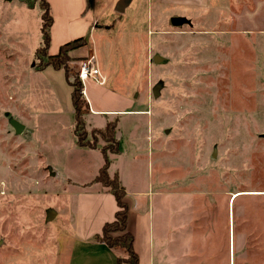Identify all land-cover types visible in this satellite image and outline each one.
Segmentation results:
<instances>
[{
	"label": "rangeland",
	"instance_id": "obj_1",
	"mask_svg": "<svg viewBox=\"0 0 264 264\" xmlns=\"http://www.w3.org/2000/svg\"><path fill=\"white\" fill-rule=\"evenodd\" d=\"M39 5L0 0V264H69L77 194L103 165L100 150L76 144L63 71H40ZM176 16L190 24L174 27ZM102 20L90 43L116 83L105 87L111 94L97 93L94 80L86 88L106 108H130L115 118L130 157L111 162L110 172L125 169L129 181L137 168L148 177L151 165L157 217L174 204L204 215L207 228L233 208L245 263L264 264V0H134ZM155 54L167 61L154 64ZM6 113L27 125L22 134ZM109 120L86 115L88 138Z\"/></svg>",
	"mask_w": 264,
	"mask_h": 264
},
{
	"label": "crops",
	"instance_id": "obj_2",
	"mask_svg": "<svg viewBox=\"0 0 264 264\" xmlns=\"http://www.w3.org/2000/svg\"><path fill=\"white\" fill-rule=\"evenodd\" d=\"M46 1L50 5L53 17L49 55H51L50 51L53 47L58 53L62 45L73 40L79 38L87 40L85 46L69 53L72 59L77 60L92 57L95 66L100 71V76L97 79H88L83 83L84 98L89 106L86 115L107 113L110 117L109 121H116L118 127L119 121L115 118L129 112L130 108L125 105L106 108V105L101 103L99 99L93 100L91 98L86 85L87 81L94 80L98 87L97 93L101 89L102 92L111 94V90L105 87L107 84L114 85L116 83V79H110L107 58L105 61L102 60L97 52L95 53L90 42L95 41L96 34L105 28L106 24L102 22V19L111 6L115 5L116 7L119 0H95L92 9H87L86 0ZM147 1L152 3V0ZM101 5L105 6L104 10H101ZM111 27L106 29L110 30ZM40 71L55 73L63 70H55L50 66L43 70L40 69ZM71 92L72 88L70 87V96ZM109 101L105 100V102ZM25 126L27 127V125ZM118 132L119 130L116 129L120 152L110 155L112 163L118 161L122 155L126 159L130 157L127 150H123L121 136ZM89 150L101 151V147ZM134 160L140 161L135 156ZM111 164L110 168L112 167ZM110 168V175L113 176L117 173L126 190L125 202L129 207L127 231L133 235V248L138 256V264H246L242 255L246 249V242L237 234L233 208L227 213L213 216L212 220H208L212 223L207 228L204 223L203 226L199 224L198 218L206 221L204 215L194 217L184 213L183 209L176 212L173 208L174 204L171 207L163 208V214L161 217H157L154 211L155 199L152 192L151 165L148 169V177H145L144 173L137 168L136 175L133 179L131 177L129 181L126 179L125 169L118 168L114 170V173H111ZM93 181L77 194L69 264H117L119 258L126 259L128 257L124 249H113L95 240V236L102 233L104 225L115 220L118 205L111 192L100 183ZM236 199L233 195L232 200H229V206H232ZM157 200L159 203L163 202L160 198ZM159 205L161 207L162 204ZM238 247L241 250H238Z\"/></svg>",
	"mask_w": 264,
	"mask_h": 264
},
{
	"label": "trees",
	"instance_id": "obj_3",
	"mask_svg": "<svg viewBox=\"0 0 264 264\" xmlns=\"http://www.w3.org/2000/svg\"><path fill=\"white\" fill-rule=\"evenodd\" d=\"M40 1V9L42 10V27L41 32L43 36L42 46L37 49V56H47V61H41V70L46 67H52L55 70H63L65 80L72 88L71 100L74 109V134L78 146L88 149H97L98 139L97 135L101 136L102 140L106 142V146L101 147L104 157V162L100 168L98 175L94 179V183H100L105 189L111 192L117 202L118 211L115 213V220L106 223L102 229V233L95 236V240L104 243L110 248L124 249L128 257L126 259L119 258L117 264H138V256L133 248L134 238L131 233L127 231L128 212L129 207L125 202L126 190L120 182L119 175L116 173L113 176L109 173L111 164L110 155L118 154L120 152V144L116 137L117 122L108 121L104 128H96L91 131V138H88V132L85 129V115L89 111V106L84 98V85L79 78L78 70L70 69V62L72 58L69 53L75 49L81 48L87 44L85 38L73 40L65 45H62L56 55H49V48L51 43L50 30L53 23V17L50 5L46 0ZM87 9H92L95 0H86ZM109 145V147H107ZM119 234V235H118Z\"/></svg>",
	"mask_w": 264,
	"mask_h": 264
},
{
	"label": "water",
	"instance_id": "obj_4",
	"mask_svg": "<svg viewBox=\"0 0 264 264\" xmlns=\"http://www.w3.org/2000/svg\"><path fill=\"white\" fill-rule=\"evenodd\" d=\"M133 0H119L116 4L115 10L118 13H125L126 9L131 5ZM172 25L174 27H180L184 25H189L190 21L184 17L176 16L171 18ZM167 61L166 58L162 57L160 54H155L153 56V63L154 64H163ZM160 88L161 84L159 83L156 87L153 89V93L155 97H158L160 94ZM8 117V122L10 126L14 129L16 135H20L24 132L25 126L20 123L18 120L10 116V113H6L5 115ZM216 155V148L214 149V157ZM57 217V213L53 210H50L48 212V221H53Z\"/></svg>",
	"mask_w": 264,
	"mask_h": 264
},
{
	"label": "built area",
	"instance_id": "obj_5",
	"mask_svg": "<svg viewBox=\"0 0 264 264\" xmlns=\"http://www.w3.org/2000/svg\"><path fill=\"white\" fill-rule=\"evenodd\" d=\"M78 73L82 83L88 79H97L100 76V71L95 66L92 57L81 61Z\"/></svg>",
	"mask_w": 264,
	"mask_h": 264
},
{
	"label": "bare ground",
	"instance_id": "obj_6",
	"mask_svg": "<svg viewBox=\"0 0 264 264\" xmlns=\"http://www.w3.org/2000/svg\"><path fill=\"white\" fill-rule=\"evenodd\" d=\"M239 193H240V192H239ZM239 193H236V194L234 195V197H235V198L239 197V195H240ZM256 193H257V192H256ZM251 194H255V193H251ZM258 194H259V193H258Z\"/></svg>",
	"mask_w": 264,
	"mask_h": 264
}]
</instances>
